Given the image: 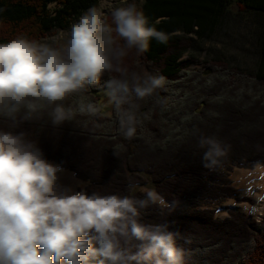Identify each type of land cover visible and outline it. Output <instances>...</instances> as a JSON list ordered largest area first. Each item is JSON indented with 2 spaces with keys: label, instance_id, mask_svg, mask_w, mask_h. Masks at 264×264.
<instances>
[{
  "label": "trees",
  "instance_id": "obj_1",
  "mask_svg": "<svg viewBox=\"0 0 264 264\" xmlns=\"http://www.w3.org/2000/svg\"><path fill=\"white\" fill-rule=\"evenodd\" d=\"M101 1L0 0V43L18 37L37 41L65 31L84 11L98 7ZM138 8L148 18L149 26L166 33L168 40L162 44L151 39L147 52L138 55L133 51L125 58L130 71L162 74L166 78L164 87L152 96L134 101L138 105L135 108L137 131L132 139L123 136L114 104L111 103L109 114L103 113L99 104L98 92L106 91L104 80L115 73L106 74L99 85L83 93L99 107L95 116L78 114L62 126H53L46 113L41 119L19 127L0 119V130L25 131L28 139L38 143L46 159L87 181L85 188L89 192L142 196L136 188L152 184L168 204L147 209L143 215L146 223H168L171 231L185 234L187 239L183 244L177 239V244L183 248L196 246L187 241L192 231L185 227L196 230L194 226L200 225V230L207 233L208 239L203 238V243L197 245L201 250L214 248L208 241L210 236L226 240L218 250L219 257L205 256L203 261L264 264V220L256 222L229 210L228 217L217 223L211 218L210 210H188L200 201L217 202L229 197L235 201L246 200L237 198V190L230 186L221 167L233 161L244 167L264 164V127L249 135V140L232 136L237 126H245L252 119L249 118L251 101L256 100L264 107V0H143ZM106 21L111 24V16H107ZM240 26L252 40L256 57L253 73L230 68L220 59L205 62L207 68L195 73L186 70L189 60L181 57L194 43L219 39ZM213 77L221 81L216 80L217 86L208 84ZM195 83L201 85L198 94ZM193 92L187 115H179L186 121L185 126L184 121L175 120L174 114L183 113L178 105L186 103V94ZM65 103L74 104V98ZM212 103L227 108L225 120L213 115L202 116ZM194 130L198 132L192 135ZM248 133L247 130L246 135ZM190 135L192 140L186 145ZM200 136H216L230 145L227 157L215 169L202 166L204 150L198 146ZM253 140L255 143H247ZM177 144L186 149L183 155H175ZM183 221L189 223L185 225ZM185 253V264H195L197 253L193 250Z\"/></svg>",
  "mask_w": 264,
  "mask_h": 264
},
{
  "label": "clouds",
  "instance_id": "obj_2",
  "mask_svg": "<svg viewBox=\"0 0 264 264\" xmlns=\"http://www.w3.org/2000/svg\"><path fill=\"white\" fill-rule=\"evenodd\" d=\"M111 21L92 6L70 26L62 47L23 37L0 43V119L19 127L46 113L62 126L78 114L95 116L99 107L83 93L115 73L104 87L123 136L132 139L134 101L152 96L166 78L130 71L125 58L168 36L149 26L135 3L112 10ZM70 98L74 104L66 105ZM198 146L208 169L220 166L230 149L216 136H200ZM63 172L25 131L0 130V264H185L179 233L143 219L150 207L166 206L155 189L102 195L63 183Z\"/></svg>",
  "mask_w": 264,
  "mask_h": 264
},
{
  "label": "rangeland",
  "instance_id": "obj_3",
  "mask_svg": "<svg viewBox=\"0 0 264 264\" xmlns=\"http://www.w3.org/2000/svg\"><path fill=\"white\" fill-rule=\"evenodd\" d=\"M143 0H103L100 2V4L98 5V10H100L103 14V18L106 20L107 16H111V12L112 10H114L117 7H122V6H127V4L129 3H135L137 5V7L142 3ZM77 20H74L70 26L77 22ZM70 26L68 27L67 30L65 31H58V32H54L46 37H43L35 42H42V43H48L54 47H62L63 44L66 42L67 38H68V34H69V29ZM181 59H185V60H189L188 65L186 67L187 71L190 72H194L201 70L207 67H204V63L205 62H210L211 60L214 59H220L223 60L224 62H226L225 64L228 65V67L230 68H235L238 69L240 71L246 72V73H253L254 71V67H255V62H256V57H255V51L252 45V40L249 36V34L243 29L242 26L237 27L235 29H233L232 31H229L227 36L224 37H220L219 39H211L210 41H205V42H196L194 43L193 48H191L189 51H187L186 53H184L181 57ZM197 60V62H192L191 60ZM210 72H207V74ZM218 77V76H217ZM216 77V78H217ZM215 77L210 78V80L208 81L209 86H213L216 85L214 83H216V79ZM219 83L221 82L220 80ZM213 82V83H212ZM180 84V83H179ZM196 86L195 88V93L198 94L201 92V85H197V83L194 84ZM217 86V85H216ZM182 88H184L183 85H181ZM215 87V86H214ZM186 89V88H185ZM192 91V89H189ZM99 95V104L100 107L102 108L103 113L109 114V110L111 107V101L109 99V97L106 94V91H100L98 92ZM186 103H184L183 105H178V107L183 108V109H179L177 108V110L182 111V114H174V118L177 121H184L180 116H186L188 110V107L190 106V104H192V99L191 97L194 95L193 93H187L186 94ZM220 102V101H219ZM258 102V101H257ZM255 101H251V103L253 104H249L250 106H252V112L250 111L249 118L250 119L245 126H237L238 130H233L236 131L235 133L232 134L233 137L235 138H247L248 136L252 135L253 132H259L260 128L264 127V116H259V115H264V107H262L260 105V103L258 104ZM262 103V102H261ZM219 105V106H218ZM210 106V107H209ZM221 110H219V108ZM226 107L223 108V106L221 104H217V103H212L211 105H208L206 113H204L202 116L203 117H208L209 116H215L218 120H225V111H226ZM258 113V114H257ZM180 115V116H179ZM201 116V117H202ZM202 117V118H203ZM172 117H171V121H172ZM192 123V121H190ZM182 124H186V121H184ZM250 124V125H249ZM176 125V124H175ZM240 125V124H239ZM186 126V125H185ZM242 129H241V128ZM240 129L242 131H244V133H242L240 131ZM249 131L250 133H248V135H246V131ZM197 130L192 131V135L196 134ZM198 132V131H197ZM241 132V133H240ZM237 133L241 134V135H237ZM189 136V138L187 139V143H185L186 145H188L189 141L192 140L191 136ZM252 141H248L247 143H255L256 140ZM172 142V141H170ZM192 143H190L189 145H191ZM235 145V144H233ZM177 144V146L175 147L176 151H175V155L177 154L179 155H183V150H186L183 146H180ZM170 147H168L166 150H169ZM130 149H132V147H130ZM180 150V151H179ZM174 154V153H173ZM249 164L250 162L248 161H243V163ZM243 164H239L237 165V163L235 161L233 162H228L226 163V166H222L221 167V171L223 172V175H225V177L230 181V186L235 188L237 190V198H246V200H240V201H235L234 199L226 198L224 200L221 201H217V202H208V201H200L195 203L194 205L190 206V208L188 209L190 212H198V211H202V210H210L212 211V219L215 220L217 223L220 220L226 219L228 217V211H234V212H238L243 214V216L245 218L249 217L250 219L259 222L261 220H264V213H262L259 217H257L252 211L247 210V209H252L253 207H256L257 202L255 203V197L256 195H261L264 194V170H258V168H262L264 169V164L261 163H255V164H251L249 167H244L241 166ZM227 167H230V169H226ZM64 169V168H63ZM239 170H246L248 172H251L252 174H254V178H252L251 180H248L246 184H243V186H237L236 182H235V175L237 173V171ZM64 172H68L71 173L73 176V179L75 181V185L74 186H79V187H86L88 185L87 181H82L78 178L75 177L74 173L68 169H64ZM257 172V173H256ZM254 179V180H253ZM254 181V182H253ZM143 187H149V188H153L152 184H147V185H142L136 188V192L141 194L140 189ZM154 189V188H153ZM259 195V196H260ZM248 199V200H247ZM165 200V199H164ZM166 201V200H165ZM168 204V202L166 201V205ZM241 207V208H240ZM264 207V206H262ZM251 214L253 215L254 218L251 217ZM185 225H187L188 223L183 221ZM194 225H196L194 223ZM198 225L194 226L196 230L191 228H187L186 229H190V231H192L190 233V235L188 236L187 240L190 243L195 244L196 246L188 249L187 248H183L185 252H189V250H193L197 253V258L196 260H193L195 262V264H210L207 260L203 261L207 256L211 257V258H217L219 257V251L221 250V245L225 244L224 242H226V240H223V237H213L210 236L209 240L210 243L213 244V247H208L206 248V250L204 249H200L197 247V245L199 246V244L204 241V239H208V235H206L207 233H204V230L201 229L200 230V225L197 227ZM176 232V231H174ZM207 236V237H206ZM196 237V238H195ZM178 240H180L183 244L184 240L187 239L185 234H179ZM186 243V242H185ZM203 243V242H202ZM192 255V254H190ZM202 258V260H201ZM213 264H217V262L215 261Z\"/></svg>",
  "mask_w": 264,
  "mask_h": 264
},
{
  "label": "bare ground",
  "instance_id": "obj_4",
  "mask_svg": "<svg viewBox=\"0 0 264 264\" xmlns=\"http://www.w3.org/2000/svg\"><path fill=\"white\" fill-rule=\"evenodd\" d=\"M259 169L261 171L264 170L262 168H258V170ZM254 176L255 175L252 174L251 172H248L246 170L245 171L244 170H239V171H237L234 179H235V182H236L237 186H243V184H246L247 181L251 180L252 178H254ZM62 181H63V183H65L67 185H73V186L75 185V181L73 179L72 174L68 173V172H63ZM259 195H256V197H255V203L257 202L256 207H253L252 209H250V208L247 209V210L252 211L257 217H259L262 213H264V207H262V206H264V194H261L260 196Z\"/></svg>",
  "mask_w": 264,
  "mask_h": 264
},
{
  "label": "built area",
  "instance_id": "obj_5",
  "mask_svg": "<svg viewBox=\"0 0 264 264\" xmlns=\"http://www.w3.org/2000/svg\"><path fill=\"white\" fill-rule=\"evenodd\" d=\"M251 217L254 218L252 214H251ZM254 219H256V218H254Z\"/></svg>",
  "mask_w": 264,
  "mask_h": 264
}]
</instances>
